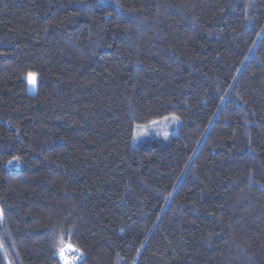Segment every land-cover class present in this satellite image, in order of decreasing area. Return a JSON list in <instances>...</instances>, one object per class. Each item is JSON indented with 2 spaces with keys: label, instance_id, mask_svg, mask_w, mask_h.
<instances>
[{
  "label": "trees",
  "instance_id": "16d2710c",
  "mask_svg": "<svg viewBox=\"0 0 264 264\" xmlns=\"http://www.w3.org/2000/svg\"><path fill=\"white\" fill-rule=\"evenodd\" d=\"M0 213V264H264V0H0Z\"/></svg>",
  "mask_w": 264,
  "mask_h": 264
},
{
  "label": "rangeland",
  "instance_id": "374dc122",
  "mask_svg": "<svg viewBox=\"0 0 264 264\" xmlns=\"http://www.w3.org/2000/svg\"><path fill=\"white\" fill-rule=\"evenodd\" d=\"M28 83H30L29 80ZM179 123L180 120L176 116H167L153 120L149 124L138 126L134 131V142L145 138L167 137L177 131Z\"/></svg>",
  "mask_w": 264,
  "mask_h": 264
},
{
  "label": "snow or ice",
  "instance_id": "6c2138e0",
  "mask_svg": "<svg viewBox=\"0 0 264 264\" xmlns=\"http://www.w3.org/2000/svg\"><path fill=\"white\" fill-rule=\"evenodd\" d=\"M29 82L32 85L36 84V78L33 75H30ZM155 123V122H153ZM19 157H13L12 160H9L8 163L11 164L15 160H19ZM2 215V213H0ZM58 253L63 261V264H76L78 257L76 255H70L73 253H78L79 249L72 243L71 235H69L68 240H64L63 237L60 238L58 243Z\"/></svg>",
  "mask_w": 264,
  "mask_h": 264
},
{
  "label": "built area",
  "instance_id": "2783aa9c",
  "mask_svg": "<svg viewBox=\"0 0 264 264\" xmlns=\"http://www.w3.org/2000/svg\"><path fill=\"white\" fill-rule=\"evenodd\" d=\"M3 247H4L3 246V239H2V237L0 235V249L1 248L3 249ZM70 255H76L78 257V259L76 261V264H78L79 262H81V260L83 258L82 253L80 251L78 253H73V254H70ZM56 257L58 259L59 264H63V261H62V259L60 257V254L58 253V250H56Z\"/></svg>",
  "mask_w": 264,
  "mask_h": 264
}]
</instances>
